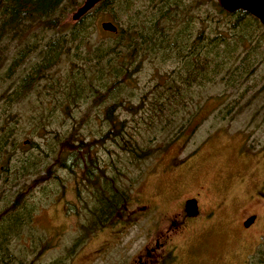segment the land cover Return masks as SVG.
<instances>
[{
  "label": "rangeland",
  "instance_id": "obj_1",
  "mask_svg": "<svg viewBox=\"0 0 264 264\" xmlns=\"http://www.w3.org/2000/svg\"><path fill=\"white\" fill-rule=\"evenodd\" d=\"M204 9L209 18L196 24L210 31L217 18L211 7ZM111 17L109 12L95 17L93 41H100V24L112 23ZM177 67L148 59L114 95L122 103L115 114L126 122V135L150 153L143 160L113 142H98L106 130L99 123L103 103L80 102L65 116L49 104L51 97L35 90L13 107L22 147L9 150L8 166L11 173L23 167V177L5 187L7 195L23 193V227L9 240L13 264H247L264 238V61L240 85L227 87L217 80L195 87L194 103L186 110L181 91L184 99H176L163 115L198 110L199 124L193 133L186 131L170 142L177 124L157 116L152 99ZM171 94L165 90L163 97ZM39 100L46 107L44 115H51L45 131L35 132L29 118ZM72 128V144L57 140ZM98 169L115 176L129 198L104 227L95 224L93 214L96 178L102 179ZM187 199L196 201L199 216L180 224L181 203ZM250 216L253 224L243 228Z\"/></svg>",
  "mask_w": 264,
  "mask_h": 264
},
{
  "label": "trees",
  "instance_id": "obj_2",
  "mask_svg": "<svg viewBox=\"0 0 264 264\" xmlns=\"http://www.w3.org/2000/svg\"><path fill=\"white\" fill-rule=\"evenodd\" d=\"M82 1L0 0V264H13L10 234L19 235L23 227L19 212L23 193L19 190L7 195L5 190L23 177L22 166L14 173L8 166L9 150L22 147L17 138L18 115L12 109L23 99L35 90L44 91V96L51 97L49 104L57 106L65 116H70L72 107L77 108L80 102L90 99L103 103L106 108L99 123L106 124V130L100 132L98 142H113L122 152L143 160L150 153L144 152L134 137L126 135V122L115 114L122 103L114 95L144 61L178 65L173 76L166 77L155 89L156 97L152 99L158 109L156 115L163 116L168 125L177 124L178 131L170 142L186 131L193 133L199 124L198 110L185 116L177 112L163 115L176 99H184L181 91H185L186 110L194 103L195 87L217 80L227 87L240 85L264 61V27L246 12L225 13L216 0H102L78 21H67ZM206 6L217 18L210 31L196 24L209 18L207 10L203 11ZM101 12H109L117 32H103L100 36L97 33L100 41H93V23ZM26 61L31 62L13 81ZM165 90L172 94L163 97ZM41 104L39 100L35 115L29 118L35 132L45 131L46 118L51 115H44L46 107ZM58 136L53 135L55 139ZM74 136L76 131L72 128L57 140L70 145ZM98 173L102 179L96 178L99 192L93 214L95 224L104 227L129 198L126 189L117 185L115 176L104 175L103 169H98ZM247 261L264 264V238Z\"/></svg>",
  "mask_w": 264,
  "mask_h": 264
},
{
  "label": "water",
  "instance_id": "obj_3",
  "mask_svg": "<svg viewBox=\"0 0 264 264\" xmlns=\"http://www.w3.org/2000/svg\"><path fill=\"white\" fill-rule=\"evenodd\" d=\"M102 0H83L81 5L78 6L75 11L71 14V21L76 22L89 13L97 4ZM217 5L225 13L231 14L235 11H243L258 20L260 25L264 27V0H216ZM100 29L105 33L117 32L116 27L111 22H102ZM27 142H24L26 144ZM254 217L248 219L244 226L247 227L253 223Z\"/></svg>",
  "mask_w": 264,
  "mask_h": 264
},
{
  "label": "flooded vegetation",
  "instance_id": "obj_4",
  "mask_svg": "<svg viewBox=\"0 0 264 264\" xmlns=\"http://www.w3.org/2000/svg\"><path fill=\"white\" fill-rule=\"evenodd\" d=\"M180 215H181L180 224H185V220L196 219L199 216V211L197 209L196 201L194 199H187L186 201L183 200L181 203V207H180ZM251 217H254V216H250L248 219H250ZM248 219H246V221ZM246 221L242 222L241 224L243 228H249L250 224L247 227L244 226V223ZM156 247H159L158 243H156ZM166 254L168 255L169 253H166Z\"/></svg>",
  "mask_w": 264,
  "mask_h": 264
}]
</instances>
